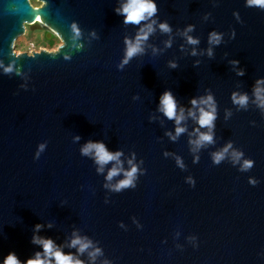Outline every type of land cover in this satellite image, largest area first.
<instances>
[{
    "label": "water",
    "instance_id": "95a60500",
    "mask_svg": "<svg viewBox=\"0 0 264 264\" xmlns=\"http://www.w3.org/2000/svg\"><path fill=\"white\" fill-rule=\"evenodd\" d=\"M40 1L0 0V264H55L34 237L82 264H264V7L152 0L132 24L128 0ZM27 24L63 43L17 52ZM165 92L179 123L160 110ZM90 142L118 159L97 163Z\"/></svg>",
    "mask_w": 264,
    "mask_h": 264
},
{
    "label": "clouds",
    "instance_id": "9594fccd",
    "mask_svg": "<svg viewBox=\"0 0 264 264\" xmlns=\"http://www.w3.org/2000/svg\"><path fill=\"white\" fill-rule=\"evenodd\" d=\"M249 5H258L260 7H264V0H248ZM121 12L125 19V23H132V24H139L141 21L147 19L148 17H151L156 12V5L152 3V0H128V2L122 7V9L118 10ZM161 30L163 31H170L168 26L166 24L160 25ZM152 31L151 25H148V30L145 32L143 29H141V33L137 35L135 43H132L130 41H126L128 44L126 57L131 58L135 54L141 51V41L146 40L148 38V34ZM213 38L216 40V42H219V37H217L215 34H213ZM189 43H197V41L193 40L191 37H189ZM127 58L125 59V63H127ZM6 71H10V69H6ZM242 74V73H241ZM257 94H259V89L257 90ZM211 97H208L207 100L201 101L202 103H208L210 107L211 105ZM233 99L235 102L244 104L246 103L247 98L246 97H240L239 100H236L235 95L233 96ZM193 105L197 103V101H192ZM160 110L169 118L173 119L176 118L177 123H179L180 119L182 117L176 116V101L173 98L172 94L170 92H165L163 96L160 99ZM201 115L199 118V124L201 127H211L212 122L215 119V109L212 107V111H204L203 109L200 110ZM177 135H179L181 132L184 131L183 128H177ZM211 142L212 136L209 134H201L199 141L200 142ZM43 147V146H41ZM92 150H95L96 155V161L97 163L103 165L111 160H117L120 153H111L109 152L105 145L103 143H88L83 149L82 152L87 155ZM227 149H225L226 151ZM222 153H218L215 156L216 162H219V160L222 158ZM251 162H245V167H250ZM118 169L113 168L108 175V178L111 179L112 176L117 174ZM136 172V168L133 167L130 172L126 173L127 179L120 182L119 185H117V190L119 188L127 187L132 182L133 174ZM37 230H39L40 226L37 225ZM34 243H39L43 246L44 249V256L45 257H53L55 259V264H82L80 260H74L71 255H65L58 249L54 248L53 241L50 239H41V238H35L33 240ZM79 245V251L82 253L89 247L88 242L82 241L80 238H76L72 241L73 247ZM99 250L97 249V252ZM91 255H95V253H92ZM4 264H20V261L15 257L13 254H9L8 257L5 259ZM27 264H51V260L49 259H41V254H36V259H30L27 261Z\"/></svg>",
    "mask_w": 264,
    "mask_h": 264
},
{
    "label": "rangeland",
    "instance_id": "374dc122",
    "mask_svg": "<svg viewBox=\"0 0 264 264\" xmlns=\"http://www.w3.org/2000/svg\"><path fill=\"white\" fill-rule=\"evenodd\" d=\"M34 6L41 5L40 0H31ZM27 32L23 35H20L15 44V50L17 52H33V50H40L41 48L48 50L57 49L63 41L59 37H55L53 40L48 41L44 37V32L46 27L36 26L33 28L31 25H26Z\"/></svg>",
    "mask_w": 264,
    "mask_h": 264
},
{
    "label": "flooded vegetation",
    "instance_id": "af4514ba",
    "mask_svg": "<svg viewBox=\"0 0 264 264\" xmlns=\"http://www.w3.org/2000/svg\"><path fill=\"white\" fill-rule=\"evenodd\" d=\"M44 26L46 27V31L44 32V37H45L46 40L51 41V40H53L55 37H59L56 33L52 32V31H48L49 28H48L46 25H44ZM47 35L50 37V39H47ZM59 38H60V37H59ZM60 39H61V38H60ZM41 49H43V48H41ZM41 49H40V50H41ZM33 51H39V50H33Z\"/></svg>",
    "mask_w": 264,
    "mask_h": 264
}]
</instances>
